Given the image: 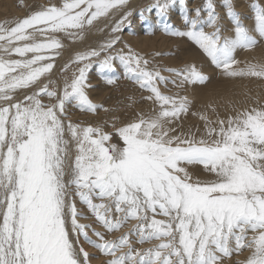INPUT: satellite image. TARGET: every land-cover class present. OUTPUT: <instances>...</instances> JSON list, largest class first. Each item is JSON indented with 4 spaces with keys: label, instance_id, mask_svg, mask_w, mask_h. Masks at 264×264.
Instances as JSON below:
<instances>
[{
    "label": "snow or ice",
    "instance_id": "6c2138e0",
    "mask_svg": "<svg viewBox=\"0 0 264 264\" xmlns=\"http://www.w3.org/2000/svg\"><path fill=\"white\" fill-rule=\"evenodd\" d=\"M174 3L153 0L139 17L144 20L145 12L154 11L167 21ZM179 3L184 30L164 23L163 31L193 42L227 77L264 79V62L241 67L235 55L264 40V6L251 4L254 24L249 27L232 0H222L232 25L225 35L213 0L205 2L206 17L200 8L190 16L185 0ZM127 5L128 0H63L10 27L0 24V264H90L81 238L107 257L101 264H223L224 257L245 249L249 254L237 264H264V106L218 119V127L208 128L215 139L171 135L173 129L166 125L188 111V98L163 94L158 85L170 77L149 69V60L125 44L127 52L99 59L97 72L114 84L118 61L124 77L147 90L144 99L157 103L159 110L139 113L115 127L122 147L111 143L112 133L99 125L69 121L67 131L76 148L69 165L65 106L73 103L87 112L103 107L86 92L88 72L93 58L109 53L121 40L117 33L131 30L134 13ZM117 10L121 14L110 38L98 49L75 54L70 63L80 66L59 92L49 84L38 86L63 48L56 34L80 37ZM164 71L180 85L208 80L195 64ZM29 88L34 89L31 94L16 99L18 90ZM44 96L54 102L45 103ZM196 164L212 178L193 180L186 166ZM73 188L104 232L80 222ZM125 225L119 236L106 238L105 233Z\"/></svg>",
    "mask_w": 264,
    "mask_h": 264
},
{
    "label": "rangeland",
    "instance_id": "374dc122",
    "mask_svg": "<svg viewBox=\"0 0 264 264\" xmlns=\"http://www.w3.org/2000/svg\"><path fill=\"white\" fill-rule=\"evenodd\" d=\"M145 2L136 6V13L133 14L131 17L132 19L130 18L132 22L131 30L127 27L124 29L128 38L121 37V40L109 53L102 52L100 57L93 58L92 60V67L89 69L87 80L90 87L86 89V92L94 103L102 104L103 107L96 112H87L75 107L73 103L66 104L65 106V115L62 119L65 122V139L69 140V165L76 155L75 142L72 141L67 131V123L69 121L74 124H80L81 126L99 125L104 131H111L113 135H117L115 133V127H119L124 123L136 119L139 113L147 115L154 110H159V105L157 103L144 99V97L150 94L147 90L141 89L133 80L124 77L122 66L119 65L118 61L115 62L116 71L112 74L119 78L114 84H107L106 80L102 79L101 75L97 72V61L103 59L104 55L115 54L121 49L127 52V48L124 47L125 44L130 45L135 52L143 55L149 60V69L159 70L161 75L170 77L169 82L158 85L163 94L186 96L188 98V111L182 113L179 118L175 119L171 124L166 125L173 129L170 133L171 135L182 137L191 135L196 139H215L216 137L214 134L212 137L208 136V128L218 127L216 124L218 119H226L228 114L235 115L239 107L264 106V79L255 77H227L202 54L193 42L186 37H173L163 31L162 26L164 23H169L175 28L184 30V21L182 18L183 9L179 0H175V3L170 8L167 21L158 17L154 11L151 13L145 12L146 18L141 20L139 17L140 9L149 5ZM205 2L206 0H185V7L190 16H194V10L200 8L202 10V16L206 17L207 12L203 11ZM61 3L62 1L59 0L58 4ZM213 3L215 4V11L220 17V24L223 26L224 34L227 35L232 25L230 19L226 15V9L223 7L222 0H213ZM232 3L236 11L241 14L245 25L249 27H252L254 24L251 4L257 3L260 6H264V0H232ZM31 7L32 6H29L28 10ZM36 10L39 9H31L28 12ZM13 22H15V19H5L2 21V24L10 27ZM205 30L211 31L208 27H205ZM141 35L150 36V42L144 43L143 39L140 37ZM157 53H160V55H157ZM235 55L236 59L240 61L241 67L248 62H264V40L254 49H241L238 50ZM70 59L72 60V57H70ZM190 64H195L196 67L208 77V80L202 84L180 85L178 78L164 71V69L167 68H182ZM79 66L80 65L77 63H70L68 68L62 71V75L64 76L63 82L65 80H70ZM66 76L68 77L66 78ZM171 79H177V83L173 84ZM49 81L54 83H49ZM55 81L57 82L55 78H51L44 84H49V88L60 91L61 89L56 87ZM227 88L231 90L230 96L234 97L233 99H230L229 96H223L222 93L225 92ZM203 92L206 94H202ZM205 95L212 96L209 99V103L206 105L200 103L201 97ZM42 99L45 103L54 102V100H49L46 96L42 97ZM202 116H206L210 123L202 119ZM120 146L122 147L123 143H121ZM186 167L193 180H209L212 178L202 165L196 164ZM69 178V176L65 177L66 180ZM70 191L73 193V199L76 202L77 209L82 213V216L79 217L80 222L91 224L92 227L96 228L98 231L104 232L105 230L95 220V217L87 209V206L82 204L79 198L74 195L75 189L73 188ZM157 218L164 219V217L161 216ZM132 222L134 221H130V223ZM126 228L127 225L119 231L105 233L106 238L119 236ZM89 235H92L91 231H89ZM92 238L95 239L94 236ZM72 239H75V237L72 236ZM81 244L84 246L85 250L90 253V264H101V261L107 259V257L100 254L98 250L85 243L82 238ZM134 246L142 248L149 245L135 244ZM248 254L247 249L238 254L234 252L231 256L223 258V264H237L238 261H243Z\"/></svg>",
    "mask_w": 264,
    "mask_h": 264
},
{
    "label": "bare ground",
    "instance_id": "6f19581e",
    "mask_svg": "<svg viewBox=\"0 0 264 264\" xmlns=\"http://www.w3.org/2000/svg\"><path fill=\"white\" fill-rule=\"evenodd\" d=\"M61 1L63 2V0ZM144 2L146 4H150L153 2V0H128L127 9H130L133 11V13H136V6L141 5ZM58 3L59 0L58 1L57 0H0V24H2V21L5 19H15L16 21L19 18H23L32 12V11L28 12L31 9L32 10L40 9L43 6H48L51 4H56L57 6H59L60 4ZM29 6L32 7L28 10ZM120 14L121 11L117 10L108 18L106 19L101 18L98 22H94V26L86 28L83 35L80 37L69 38L66 34L63 33L56 34L61 40L63 44V48L59 50L60 54L54 57L53 71L51 73L45 74V76L41 78L40 84L38 86H43V84L47 83L49 79L55 78L57 80V82L55 81L57 85L56 87L58 89H62L64 83L63 82L64 76L62 75V71L66 69L65 65H69L70 61H74L76 53L87 51L91 48L98 49L102 44H104L112 35L110 31L111 26L114 24V21L116 19L120 18ZM116 35H119L120 37L128 38V35L126 32H124V30L120 33H117ZM140 37L143 39L144 43L150 42L149 41L150 40L149 38H151L150 36L141 35ZM37 38L42 39V37H39L38 34H37ZM70 57H72V60L70 59ZM12 58H18V57L13 56ZM67 77L68 76H66V78ZM33 91H34L33 88H29L26 90H18L16 93V99H22L24 95L31 94ZM202 94H206V93L203 92ZM222 94L223 96L224 95L229 96L230 99L234 98L230 96L231 90L229 88H227L226 91L223 92ZM211 97L212 96H208V95L201 97L200 103H204V105L208 104L210 101L209 99ZM227 100L230 101L229 99ZM242 109L244 108L239 107V109L237 110H242ZM228 116L229 114L226 117ZM110 142L118 146H120V144L123 143L120 140L119 136L115 134L114 135L112 134V138Z\"/></svg>",
    "mask_w": 264,
    "mask_h": 264
}]
</instances>
